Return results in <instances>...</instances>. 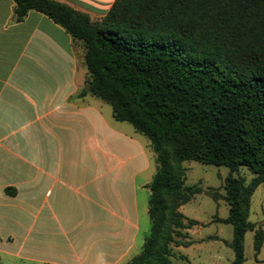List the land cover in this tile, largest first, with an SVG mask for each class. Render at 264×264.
<instances>
[{
    "label": "trees",
    "instance_id": "1",
    "mask_svg": "<svg viewBox=\"0 0 264 264\" xmlns=\"http://www.w3.org/2000/svg\"><path fill=\"white\" fill-rule=\"evenodd\" d=\"M13 1L16 21L36 10L83 43L88 76L79 95L109 104L156 154L150 230L127 264H190L173 251L191 244L187 230L200 224L179 210L202 192L185 184L188 160L228 168V215L215 221L233 227L231 264L244 262L249 230L258 255L264 228L248 216L264 183V0H114L95 20L58 0ZM240 167L253 173L248 183L235 176Z\"/></svg>",
    "mask_w": 264,
    "mask_h": 264
},
{
    "label": "crops",
    "instance_id": "2",
    "mask_svg": "<svg viewBox=\"0 0 264 264\" xmlns=\"http://www.w3.org/2000/svg\"><path fill=\"white\" fill-rule=\"evenodd\" d=\"M58 1L93 20L114 2ZM14 6L0 0V252L18 264H127L150 230L156 154L104 101L79 95L83 43L36 10L16 21Z\"/></svg>",
    "mask_w": 264,
    "mask_h": 264
},
{
    "label": "rangeland",
    "instance_id": "3",
    "mask_svg": "<svg viewBox=\"0 0 264 264\" xmlns=\"http://www.w3.org/2000/svg\"><path fill=\"white\" fill-rule=\"evenodd\" d=\"M106 105L111 107L107 103ZM123 123L134 129L128 122ZM136 133L143 135L137 131ZM144 139L148 138L144 136ZM182 166L185 184L198 185L202 188V192L195 194L190 201L181 205L179 210L187 219H195L200 224L187 230V233L189 231L187 240H191V244L173 247V251L177 255H184L186 260L174 259V261L178 263L187 261L190 264H231L234 253L228 243L232 240L233 227L231 224L215 221L216 217L226 218L228 215L229 205L223 196L224 178L229 170L225 166L205 164L195 160L184 161ZM234 174L243 177L247 183L253 177V173L245 167H240ZM248 220L256 223V228H264V183L260 184L251 195ZM253 240L254 232L247 231L244 235L242 264H258L264 261V242L259 254L255 255ZM0 253L2 264H18L10 256L3 254L4 252Z\"/></svg>",
    "mask_w": 264,
    "mask_h": 264
}]
</instances>
